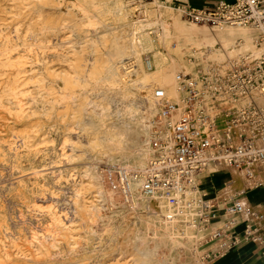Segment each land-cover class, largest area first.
Listing matches in <instances>:
<instances>
[{
    "label": "bare ground",
    "instance_id": "1",
    "mask_svg": "<svg viewBox=\"0 0 264 264\" xmlns=\"http://www.w3.org/2000/svg\"><path fill=\"white\" fill-rule=\"evenodd\" d=\"M131 1L135 0H0V17L3 14L12 19L26 20L22 46L28 54L26 61L27 59L29 61L28 66L25 67L20 58L12 59L11 52L16 49L17 44L11 39L5 38L0 42V76L5 77V80L0 83V107H3L1 100L4 98L14 99L18 105L17 99L25 91H21L20 87L37 86V91L31 93V96H38L35 101L37 108L42 109V113L46 116L56 118L54 123L45 125L46 128L54 126L62 131L63 143H68L75 152L69 157L82 159L85 154V157L90 160L88 165L78 168L76 173L70 175V177L77 176L70 179L73 186L72 199L88 216L97 214L104 203L107 205L115 203L113 192L108 191L101 184L94 162L143 169L150 156L146 123L155 114V90H163L171 101L176 102L180 99L175 88V78L183 65L171 55L169 59H166L159 49L161 44L167 47L172 37L170 18L163 12H159L157 21L160 28L157 29L155 28L156 18L142 17L138 21L131 19L125 22V19L132 17L131 9L128 8ZM69 19L74 20L75 27L81 31H84L85 26L95 27L103 24V27H107L96 36L99 40L90 38L86 43L95 53L94 62L90 65L78 64L77 71H71L73 69L71 66L69 70L64 69L61 63L66 62L67 59L58 52V47L64 44L63 31L68 28L65 23ZM107 20L112 21L105 24ZM173 21L176 23L175 29L179 31L186 43L190 42L191 37L197 38L201 34V29H184L177 25V20ZM17 25L13 24L11 32L14 33V38L20 39ZM2 26L3 24L0 23V36L3 31ZM160 29L161 35L158 34ZM228 32L227 35L235 36L234 31ZM217 39L221 40L224 47L227 46L228 42L223 35ZM237 44L244 45L239 42ZM244 47L248 49L246 45ZM173 50H176V45ZM82 51L79 52L81 55ZM142 52L145 53L143 58H141ZM51 55L58 61L54 66H49L50 62L46 59ZM124 59L131 60V66L123 63ZM120 63L124 68L119 72L117 65ZM55 66L58 68H54ZM35 69H37L36 72ZM29 71L31 72L28 74ZM54 84H60L58 87L62 95L60 99L54 96L56 94ZM84 86H87L85 94L91 93L80 97L76 107L67 106L65 112L57 113L55 103L77 99L79 95L76 94L75 88ZM129 86L135 88L142 105L146 103L152 107L153 114L148 115L147 112L139 109L136 103L137 97L130 91ZM234 106L230 104L231 108ZM7 110L9 114L16 117L23 114L20 106L13 109V112L12 109ZM222 125L223 117L219 115L220 128ZM238 133L239 129L233 128L234 140L238 137ZM12 138L18 139L19 150H13V142L0 136V158L11 162L15 168L21 169V172L32 170L29 173L32 174L33 180L46 178L48 174L32 167L34 157L40 149H31V136L25 131H19L13 133ZM80 147L84 150L76 151ZM23 162L27 166L23 165ZM211 172L217 175L215 182L220 185L219 187L224 182L228 184L224 193H241L245 190L243 182L247 179L240 169L228 168L220 171L211 169ZM205 181L203 187L209 186V177H205ZM24 183V180L20 179L17 185L23 187ZM89 193L94 194L87 198ZM147 203L146 200L138 201L135 209H148ZM33 207L45 214L48 229L39 235L33 234L31 245L38 243L40 238L55 240V237L61 234L60 230H70V225L65 222V216L57 214L51 206H47L45 210L42 206L35 204ZM127 209L123 206L122 210H111L112 216L107 219L119 222L130 211ZM133 223L131 241H125L120 245L118 256L109 261V264L157 263L152 255L163 242H167V245L178 250L189 251L191 247L188 235L183 237L186 240L182 241L180 238L182 236L155 214L138 215ZM56 225L60 230H51ZM148 244L152 246L147 248ZM67 245L70 246L72 243L69 242ZM16 250L17 255L19 249ZM69 252H74L72 247L69 248ZM58 254L49 249L40 250L38 254L25 256V261L27 264H44L51 262V259L56 260ZM9 255L12 254L4 249L3 256L9 257ZM11 260L12 264H19L22 261L17 257Z\"/></svg>",
    "mask_w": 264,
    "mask_h": 264
},
{
    "label": "built area",
    "instance_id": "2",
    "mask_svg": "<svg viewBox=\"0 0 264 264\" xmlns=\"http://www.w3.org/2000/svg\"><path fill=\"white\" fill-rule=\"evenodd\" d=\"M181 12L188 21L218 32L245 31L254 52L237 50L219 62L210 60L207 52L203 66L176 74V102L156 89V114L146 124V166L108 167L103 183L129 209L143 200L156 204L160 218L182 237L193 230L198 243L201 233L204 242L214 246L200 256L202 260L224 257L245 245L259 247L264 254V204L255 208L229 192L219 198L198 182V175L210 167L236 168L250 187H264V0H221L210 10ZM235 127L239 133L234 140Z\"/></svg>",
    "mask_w": 264,
    "mask_h": 264
},
{
    "label": "rangeland",
    "instance_id": "3",
    "mask_svg": "<svg viewBox=\"0 0 264 264\" xmlns=\"http://www.w3.org/2000/svg\"><path fill=\"white\" fill-rule=\"evenodd\" d=\"M128 8L131 9L130 12L132 17L125 19V22H129L131 19L133 21H138L141 20L142 17H145V19L156 18L155 20L157 23L155 28L157 29L160 28V24L157 21L159 12H163V14H166L168 18H170L169 23L173 31L172 37L167 47L161 44L159 49L166 59H169L171 55L174 59L182 63L183 66L179 72H192L195 71L197 67L203 66V62L207 58V52H210L208 54V56H210L209 59L215 62L222 61L225 57L227 58L235 55V51L237 50L248 53L254 52L252 38L245 31L228 29L225 32H218L205 25L194 24L186 19L181 9H178L176 6L166 5L162 0H135L130 2ZM173 20H177V25L184 29H201V34H199L197 38L191 37L190 42L186 43L180 36L179 31L175 29L174 24L176 23H174ZM111 21L112 20H107L105 24H109ZM0 23L3 24L0 42L4 41L5 38H9L12 42H15L17 47L11 52L12 59L19 60L20 58L24 66H28V59L26 61L28 54L22 46V39L24 36L23 30L27 24L26 20L12 19L10 16L6 17L1 14ZM15 23L18 24L17 28H19L20 39L14 38V33L11 32V27ZM65 24L68 28L63 31L64 36L62 37V41L64 44L62 43L63 46L58 47V52L61 53L64 56L63 58L67 59V61H64L61 65L66 70H69L71 66L73 68L71 71H77L76 67L78 64L90 65L94 62L95 53L92 52V48L88 47L86 43L90 38L99 40L96 36L106 30L107 27H103V24H99L95 27L85 26L83 28L84 31H81L75 27L76 22L74 20L69 19ZM228 31H234L235 36L227 35V33H229ZM238 32L241 33L239 34ZM161 33L162 31L160 29L158 34L161 35ZM221 35H223L225 41L228 42L226 47L222 45L220 39H217L220 38ZM239 41H242L244 45L237 44ZM175 45L176 50H173ZM245 45L248 49H245ZM84 46L86 48H84ZM82 48L84 49L83 51L81 50ZM80 51L83 52L82 55L79 53ZM143 57H145L144 52L141 53V58ZM46 59L50 62L48 64L49 66H54L58 62L52 55ZM130 62L131 60L124 59L123 63L130 64ZM117 66L119 67V72L124 68L121 63ZM54 68L58 67L55 66ZM34 71L36 72L37 69ZM30 72L31 71H29L28 74ZM121 75H123V73ZM23 76L24 75H22V77ZM4 80L5 77L0 76V83ZM59 86L60 84H54V87H56V94L54 96L58 99L62 97L59 92ZM129 89L137 97L135 88L129 86ZM20 90L25 91L18 97V105H16L17 101L14 99L4 98L1 100L3 107H0V136L4 137L6 140L12 141L13 150L18 151L19 141L16 138H12V134L25 131L26 134L30 135L31 149H40L34 157L32 167L36 168L35 170L48 174V176L46 178L41 177L40 180H33L32 174L29 173L32 172V170L21 172V169L15 168L11 162L0 158V264H12L13 261L11 259L15 257L22 260L19 264H27L25 256L38 254L40 250L45 249H49L52 252L55 251L60 255H57L56 260L51 259V262L44 264H102L104 262L109 264V261H112L118 256L120 245L125 243V241H131L133 234L131 230L134 225L133 222L135 217L138 215L146 216L147 214H155L160 217L159 208L156 204L149 202V204L147 203L149 205L148 209H135V207L134 209H129L124 206L120 198L113 193L115 198L114 204L107 205L102 203L103 207L97 214L92 216L86 215L87 213H84L79 207V204L75 203L72 199L71 190L73 186L70 179H74L77 176L74 175L70 177V175L76 173L78 168L88 165L87 163L90 160L85 157V154L82 159L69 157L75 154V152L72 151L68 143H63L62 131L56 129L54 126L46 128L45 125L54 123L56 118L55 116H46L45 113H42V109L37 108L35 101L38 99V96H31L32 92L37 91V86L26 85L20 87ZM75 91L76 94L79 95L77 99L55 103L56 105L54 107L57 108V113L65 112L67 106L76 107L80 97H84L91 93L87 92L85 94L87 86L83 88L76 87ZM33 97L34 99H32ZM136 100L139 109L143 112H147L148 115L154 112L152 107L148 106L146 103L142 105L138 97ZM19 106L23 109V114L20 117L9 114L8 108L12 109L13 112V109ZM152 117L153 116H151V118ZM142 139L145 141L144 137H142ZM80 149L84 150L83 147H80L76 149V151ZM23 165L26 164L23 162ZM93 165L98 169L101 184L110 192L112 191L103 183L101 177L103 176L104 169L108 167L134 169L124 165H112L103 162H94ZM211 169L217 168L210 167L204 175H206L205 177H210V185L208 188H212V190L208 189L205 191H212L210 192L211 195H221L222 197L223 189L225 188H223V186L219 187L220 185L215 182V177L217 175H213ZM217 170L220 171V169ZM20 179L25 182L23 187L17 185ZM243 184L245 185L243 188H245L246 191L248 190V192L240 195H238V192H233L237 194L236 198L253 203L251 195L248 194L252 192V194L256 195L257 205L264 203V187L256 189L250 187L251 184L248 180H245ZM199 185L201 189H206L201 182H199ZM93 194L94 193H92V195ZM92 195L89 193L87 198H90ZM34 204L36 206H42L43 210H45L47 206H51L57 214L64 215L66 220L64 221L67 225H70V230L61 231L57 225L53 226L54 229L51 228V230H60L61 232V234L55 237V240L52 238H40L38 243H33L31 245L30 242L33 234L39 235L48 229L45 214L35 209L36 207H33ZM123 206L130 211H128L119 222L107 219V217L112 216L111 210H122ZM214 226L215 225H212L213 228ZM177 232L180 233L178 230ZM185 233L190 237L191 247L189 251L175 249L167 245V242L160 243L159 247L152 255L157 263L151 261V264H260V261L263 262L262 257H260V251L253 249L252 245L232 248L224 257L215 260H202L200 256L206 251H212L214 246L204 242L205 240H203V235L201 233H199L197 237L199 239L198 243L197 239H193V234L195 233L193 230H187ZM180 238L182 241L186 240L183 237ZM199 241H202L201 245ZM69 242L72 243V245L68 246L67 244ZM151 246L152 244H148L147 248ZM71 247L73 248V253L69 252V248ZM4 249L9 251L12 255H9V257L3 256ZM16 249H19L17 255Z\"/></svg>",
    "mask_w": 264,
    "mask_h": 264
},
{
    "label": "crops",
    "instance_id": "4",
    "mask_svg": "<svg viewBox=\"0 0 264 264\" xmlns=\"http://www.w3.org/2000/svg\"><path fill=\"white\" fill-rule=\"evenodd\" d=\"M162 1L166 5L176 6V7H178V9L196 8V9H207V10H210V9H213L218 4V2L221 1V0H162ZM224 1H226V2H232L233 0H224ZM220 170H224V169H220ZM225 170H227V169H225ZM206 171H208V169ZM205 172H203L200 175H198V181L201 182L203 186L206 183V181H205V176L206 175H204V174H206ZM209 179H210V177H209ZM225 184L226 183L224 182L223 184H221V186H223V188H225ZM208 187L209 186H207L206 189H204V190H208V189L209 190H212V188H208ZM224 190L225 189H223L222 197H221V195H217V197L224 198L225 197ZM207 192L210 193L212 191H207ZM248 194L251 195V198H252V202L253 203H251L249 201H245L246 203L250 204L251 206H253L255 208L256 207H259L262 204H264V203H262V204L257 205L256 204V201H257L256 195L255 194H252V192L251 193H248ZM245 246H251V245H245ZM245 246H241V247H245ZM253 249H256V250H259L260 251V253H261L260 257H262V260H263V262L260 261V264H264V254L261 251V249L259 247H256V246H253Z\"/></svg>",
    "mask_w": 264,
    "mask_h": 264
}]
</instances>
